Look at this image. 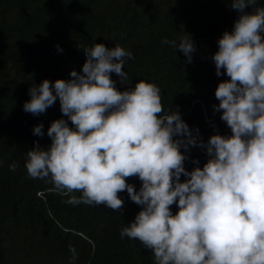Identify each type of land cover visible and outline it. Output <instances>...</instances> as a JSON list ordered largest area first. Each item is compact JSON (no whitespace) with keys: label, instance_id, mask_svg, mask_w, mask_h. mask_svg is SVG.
Here are the masks:
<instances>
[{"label":"clouds","instance_id":"9594fccd","mask_svg":"<svg viewBox=\"0 0 264 264\" xmlns=\"http://www.w3.org/2000/svg\"><path fill=\"white\" fill-rule=\"evenodd\" d=\"M223 8L213 31L218 50L208 57L216 76L223 70L229 79L218 85L209 79L204 142L178 109L163 114L152 80L128 77L134 59L128 48L104 39L77 44L82 74L73 70L68 80L33 85L23 104L39 116L58 100L67 117L51 122L49 146L34 142L27 151L28 176L65 194L81 193L69 204L115 212L127 208L119 194L126 191L141 211L120 236L138 240L155 264H264V0H226ZM192 38L162 43L173 44L188 64L196 50ZM112 73L134 87L118 91ZM43 127L36 125L33 135L43 137ZM191 147L204 150L207 161L187 171L183 153ZM131 177L141 182L138 191L126 182ZM6 184L0 179V188Z\"/></svg>","mask_w":264,"mask_h":264},{"label":"trees","instance_id":"16d2710c","mask_svg":"<svg viewBox=\"0 0 264 264\" xmlns=\"http://www.w3.org/2000/svg\"><path fill=\"white\" fill-rule=\"evenodd\" d=\"M225 1L0 0V179L7 181L0 188V264H16L17 255H22L19 262L29 259L30 264H155L138 240L120 236L141 211L126 191L119 194L127 197V208L115 212L104 205L69 204L71 196L81 193L65 194L47 179L28 176L27 151L34 142L49 146L51 122L67 117L58 100L39 116L23 111V104L33 85L68 80L73 70L81 73L77 44L104 39L128 48L134 57L126 65L128 77L152 80L161 92L163 114L178 109L204 142L201 121L206 122L209 79L217 85L229 79L223 70L216 76L208 57L218 50L213 31L226 15ZM184 34L193 37L196 49L188 64L173 44L162 43L177 42ZM111 79L118 91L135 85L122 84L113 73ZM38 124L44 126L43 137L33 135ZM183 154L189 157L187 171L207 161L198 147ZM12 164L18 165L15 171ZM126 182L137 191L141 187L136 177ZM170 210L175 214L178 209L174 204Z\"/></svg>","mask_w":264,"mask_h":264},{"label":"rangeland","instance_id":"374dc122","mask_svg":"<svg viewBox=\"0 0 264 264\" xmlns=\"http://www.w3.org/2000/svg\"><path fill=\"white\" fill-rule=\"evenodd\" d=\"M38 261L41 262L42 260H41V259H38ZM24 262H25V261H21V260H20V263H21V264H24Z\"/></svg>","mask_w":264,"mask_h":264}]
</instances>
